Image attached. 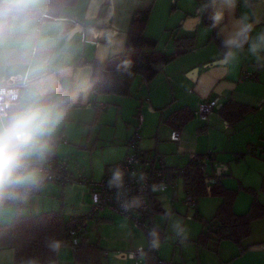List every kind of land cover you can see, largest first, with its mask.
<instances>
[{
  "label": "crops",
  "instance_id": "crops-1",
  "mask_svg": "<svg viewBox=\"0 0 264 264\" xmlns=\"http://www.w3.org/2000/svg\"><path fill=\"white\" fill-rule=\"evenodd\" d=\"M203 2L204 0H122L119 11L121 28L128 32L133 13L150 7V15L144 33L146 36L156 39L158 48L165 52L170 53L175 50L172 42L174 36H194V45L182 50V53L171 62L163 64L152 80L141 83L140 78L136 77L138 85L135 89L138 99L145 101L141 108L144 121L141 120L147 130L146 136L162 137L176 143L177 150L187 154L188 159L195 154H204L209 149H218L217 147H221L223 143H229L230 140H233L235 144L240 141L243 143L245 136L234 128L232 133L220 131L221 126L234 127L236 124L231 126L222 118L218 111L219 106L208 116L206 121L198 119L191 127L179 130L180 140L172 141L170 134L173 129L164 123L165 117L171 111L182 106H188L193 110L205 97L219 96L221 104L227 99H233L256 105L259 99L264 96V91L255 93L252 84L237 82V76L243 70V61H248L247 47L230 65L212 63L221 58L223 51L211 39L212 33L218 30L203 22V12L200 10ZM80 4L82 16L84 0H80ZM243 14H248L252 18L255 14L260 18L261 22L256 24L253 35L257 31H262L264 0H251L249 7L244 6V0H238L234 12L225 10L224 23H229L231 19L238 18ZM94 23L99 28L107 26L103 12L96 17ZM97 54L98 49L91 37L84 36L77 53V60L87 64ZM118 97L122 96L116 98ZM121 100L123 99H115L110 95L97 96L90 92L86 99L77 103L70 111L58 134L59 140L57 139L56 142L55 156L61 158L71 154L77 158V164L73 165V168L69 167V173L75 180L83 176L92 179L100 178L109 171L115 161L122 159L126 154V144L136 126L135 123L133 127L126 128L124 133L109 127V132L99 129L92 131L93 134L89 131L86 138L84 135V125L88 121H92L97 106L105 105L103 108L101 107L104 112L101 113L99 119H106L109 112H114L113 114L116 115L121 110ZM108 101L113 104L112 108L110 106L108 108ZM263 102L264 100L260 103L259 109L263 108ZM146 146H143L144 150ZM155 147L159 148L158 144ZM222 147L225 151L219 150L217 158L227 156L228 159L231 155L230 150L234 148L226 150L227 145ZM249 158V162L256 159L255 157ZM165 165L167 164L165 163ZM232 172L233 167L229 166L228 173ZM257 175L262 176V172H258ZM240 179V182L249 185L248 180L243 182L242 178ZM248 205L249 197L245 194L240 200H235L233 208L235 212L240 213L244 212ZM58 208L65 216L85 214L90 208V196L86 186L79 180L66 185L46 182L44 189L22 211L24 214H35ZM15 214V211L8 213L0 218V223L9 222L8 219L12 220ZM85 230L89 240L98 241L102 248L99 264H157V259L165 256V252L163 255L161 254V249L159 255L152 256L151 250H148V234L137 220L109 208L100 210L97 217L90 218ZM140 247H143L147 252L146 258L129 257V253ZM241 247L243 250L239 252L237 244L230 240H222L217 244L219 253L211 255L209 259L205 254L196 255L192 258L191 264H264V216L251 222L250 234L242 241ZM0 252L4 253L0 256V264H12L11 248L1 249ZM172 257H174L173 250L169 259L184 264ZM58 259L60 264H75L73 248L68 245L62 246L58 253Z\"/></svg>",
  "mask_w": 264,
  "mask_h": 264
},
{
  "label": "clouds",
  "instance_id": "clouds-1",
  "mask_svg": "<svg viewBox=\"0 0 264 264\" xmlns=\"http://www.w3.org/2000/svg\"><path fill=\"white\" fill-rule=\"evenodd\" d=\"M122 0H0V218L15 211L21 214L50 179L58 134L72 108L86 99L102 77L131 75L133 61L128 52V35L120 23ZM238 0H204L201 12L211 10V27L224 50L219 63L227 66L245 50L264 69V31H257L260 18L243 14L224 23L225 10L234 12ZM251 6V0H244ZM103 12L106 27L95 25ZM90 36L98 54L91 63L77 60L84 36ZM126 172L109 169L107 188L123 212L143 205L140 195H129ZM141 188L152 192L145 173H132ZM171 210L165 212L166 217ZM178 237H186L181 222L173 223ZM149 248L160 246V233L148 232ZM64 242L50 239L47 247L58 254ZM13 255L14 249H11ZM147 257L143 247L137 249ZM4 253L0 252V256ZM135 256V253L130 254ZM19 264H41L35 257ZM49 264H56L55 260Z\"/></svg>",
  "mask_w": 264,
  "mask_h": 264
},
{
  "label": "trees",
  "instance_id": "trees-1",
  "mask_svg": "<svg viewBox=\"0 0 264 264\" xmlns=\"http://www.w3.org/2000/svg\"><path fill=\"white\" fill-rule=\"evenodd\" d=\"M211 10L203 12V22L211 25L209 15ZM150 15V7L137 10L133 13L128 28V52L127 55L133 61L131 75L115 77H102L91 91L94 95H117L126 96L130 94V88L136 77L141 83L152 80L157 70L155 65L167 64L174 60L182 50L191 48L194 45V36H174L173 52H165L158 48L156 39L146 36L144 31ZM211 39L221 48L220 39L214 31ZM247 45L245 46V48ZM222 51H224L221 48ZM91 59L89 63L93 62ZM101 107L95 109L94 119H96ZM255 107L233 99L225 100L219 107V113L229 125L237 124L247 113ZM194 117L192 110L188 106L179 107L171 111L164 119L173 130H181ZM147 151V150H146ZM204 154L193 155L185 166L169 167L163 161V171L183 169L182 187L185 194L192 193L197 198L201 195L220 197L215 213L206 220L203 228L193 240L197 244L208 246L210 243L217 244L222 240H230L238 245L239 252L243 250L242 241L247 238L251 231V222L264 216V200L258 197L257 189L246 187L251 193V201L244 212H235L233 205L238 194L236 188L225 186L222 176L226 173L215 174L204 173L201 168ZM217 156V155H216ZM241 156V155H239ZM54 158L57 159L55 156ZM237 158V156H236ZM213 171V169H212ZM69 172V170H68ZM83 177L76 180L82 181ZM243 188V186H242ZM260 190L264 194V174L260 185ZM153 210H160L158 201L154 198V193L149 196V209L141 215L140 220L146 224L148 230L155 227L160 233V239L165 237L164 228L154 226L150 220ZM200 214L196 218H200ZM149 221L146 222V219ZM84 214L65 216L60 208L41 211L35 214H15L14 218L6 223H0V250L11 248L15 250L12 264H19L22 258L35 257L41 264H49L55 260L60 264L58 254L52 252L47 243L50 239H58L73 248L74 263L76 264H99L102 248L98 241H90L86 233V226H83ZM81 227L80 231L71 235V229ZM73 238L77 239L76 244H72ZM148 250H151L148 247ZM157 255V253H156Z\"/></svg>",
  "mask_w": 264,
  "mask_h": 264
},
{
  "label": "rangeland",
  "instance_id": "rangeland-1",
  "mask_svg": "<svg viewBox=\"0 0 264 264\" xmlns=\"http://www.w3.org/2000/svg\"><path fill=\"white\" fill-rule=\"evenodd\" d=\"M214 41V40H213ZM215 43V42H214ZM216 44V43H215ZM217 45V44H216ZM218 46V45H217ZM248 61H243L242 72L237 76V82H244L252 84V89H254L255 93H260L264 91V69L258 67L255 57L251 54L247 56ZM138 85V78L134 80L130 88V94L126 96H122L121 98L117 96H113L111 94L110 97H114L115 99H123L121 100V110L118 111L116 115L114 112H109L106 119H99L101 113L104 110H99L96 119H92V121H88L86 125H84V135L85 138L88 136L89 131H96L102 129L104 131H110L109 127L116 128L120 132H125L126 128L133 127L134 123L138 122L139 117L143 119L142 115V104L145 101L139 100L136 95L135 89ZM245 85V84H242ZM264 100V96L261 97L256 105H252L255 108L252 109L249 113H247L234 127L229 126H221L220 131L232 133L236 130L241 135L245 136L243 143L240 141L237 144L233 140H230L229 143H223L222 146L227 145L226 150H230L231 155L227 159V156H220L216 160L218 163H222L227 165L229 172V166L233 167V172L228 173L222 176L223 183L225 186L236 188L238 190V194L236 196L237 201L240 200L245 194L249 197V203L251 201V193L246 189V187L250 186L252 188L257 189L258 197L263 201L264 194L260 190V185L262 181V176L264 174V102L263 108L259 109L260 103ZM109 106L112 108L113 104L108 101ZM197 107V106H196ZM195 107V108H196ZM193 108V110L195 109ZM112 111V110H111ZM157 119V118H156ZM198 120L195 116L183 127H191ZM144 121V119H143ZM157 122V120H156ZM163 124V122H161ZM241 123V124H240ZM108 124V125H107ZM161 124V125H162ZM188 125V126H187ZM241 125V126H240ZM234 128V130H233ZM253 128V129H252ZM219 129V127H218ZM146 128L145 125H142V139L139 140L138 146L144 150L145 145L146 149L150 148V153L157 154L163 156V161L167 165H174L178 168L183 167L188 162V155L185 153H181L177 150V144L171 142L168 139H163L162 137H147L146 136ZM93 134V133H92ZM261 134V136H260ZM157 138H159L157 140ZM252 139V140H251ZM59 140V139H58ZM158 141V142H157ZM251 142V143H249ZM159 146L156 148L155 145ZM217 147L215 149L216 155L219 150L224 152L225 149L223 147ZM237 147L238 149H236ZM241 148V149H240ZM145 149V150H146ZM210 150V149H209ZM234 150V152H231ZM208 151V150H207ZM206 151V152H207ZM204 152V153H206ZM229 153V152H228ZM236 155H241L236 158ZM249 157H255V160H250ZM56 159V158H54ZM59 161H64L66 163V168L69 170L73 168V165L77 164V158L71 154L65 155L64 157H57ZM69 164V165H68ZM208 173L212 172V166L210 165L207 170ZM258 172H262L261 175H257ZM84 178H89L87 176H83ZM240 178H242L243 182H247L249 185L243 184L240 182ZM244 178V179H243ZM58 183V182H56ZM243 186V188H242ZM176 188H169L166 192H153L154 198L158 201L160 210H153L152 215L150 216V220L154 226H160L164 228L165 237L160 239V246L155 249L157 254L159 255L160 249L161 254L165 252V258L162 259L165 262L170 264H181L170 260V256L172 254V250L174 251V260L183 262L184 264H191L192 258L196 255L205 254L209 259L211 255H216L219 253V250L215 246V244L210 243L208 246H203L201 244H197L193 240L197 237L198 233L205 228L204 223L206 220L210 219L215 213L216 207L220 202V197L218 196H210V195H201L197 198V208L199 210L200 218L192 217L194 215L193 210L186 211V207L182 203V199L184 198L185 191L182 187V176L179 175L176 179ZM235 199V200H236ZM235 202V201H234ZM249 206V205H248ZM170 209L172 215L170 217L165 216L166 210ZM23 212V211H22ZM88 212V211H87ZM24 213V212H23ZM10 221V219H8ZM149 221V218L146 219V222ZM176 221L182 223V225L186 229V237L181 238L178 237L172 225ZM4 222V221H3ZM148 228V227H147ZM97 240V239H96ZM151 254L153 257L156 254L151 250ZM130 257V256H129Z\"/></svg>",
  "mask_w": 264,
  "mask_h": 264
},
{
  "label": "built area",
  "instance_id": "built-area-1",
  "mask_svg": "<svg viewBox=\"0 0 264 264\" xmlns=\"http://www.w3.org/2000/svg\"><path fill=\"white\" fill-rule=\"evenodd\" d=\"M220 97L214 96L211 98L205 97L201 101H199L197 107L192 110L193 115L202 120L206 121L208 116L219 106ZM105 105H101L103 108ZM142 120L138 119L136 126L134 127L133 133L131 137L128 139L126 148L127 152L124 157L118 161H115L111 167L120 166L126 172V186L131 189L129 195L135 196L140 195L143 200V205L139 208H134L130 212H123L119 207V204L114 199V190H109L106 185V181L109 176V171L106 172L98 179L92 178H84L82 179V183L86 186L87 192L90 196V208L88 212L84 214L85 219L83 221V226H86L88 220L90 218L97 217V214L100 210L109 208L120 214L137 220L141 227L148 234L149 230L144 222L140 220L141 215L146 213L149 209V196L152 192L149 187L145 186L143 188L140 187L138 183H136L132 178V173H136L137 176L142 172L147 176V185L157 184L159 187V192H166L170 187L175 189L176 187V179L179 175H183L185 170L177 169L170 170L168 173L163 171V156H159L157 154H152L150 151H146L141 149L138 146V142L141 139V129H142ZM170 139L172 141L180 140V131L173 130L170 134ZM239 157V155H236ZM212 166L213 173L221 174L226 173L228 171V167L225 164L218 163L216 160V151L214 149L208 150L204 153L202 157L201 168L204 173H208V167ZM73 181H76L73 176L68 172L66 168V163L64 161H59L58 159H52L51 168H50V179L47 182H58L61 185L70 184ZM183 205L186 207V211L193 210L194 215L192 217L196 218L199 215V210L197 208V197L192 193H186L184 198L182 199ZM81 227L79 226L77 229H71V235H74L76 232L80 231ZM77 239L73 238L72 244H76ZM154 254H156V250L151 249ZM135 253V256H131L130 254ZM130 257H139V253L136 251L129 253ZM157 264H170L168 262L159 259Z\"/></svg>",
  "mask_w": 264,
  "mask_h": 264
},
{
  "label": "water",
  "instance_id": "water-1",
  "mask_svg": "<svg viewBox=\"0 0 264 264\" xmlns=\"http://www.w3.org/2000/svg\"><path fill=\"white\" fill-rule=\"evenodd\" d=\"M261 29H262V31H264V26H262ZM219 61H220V59H217V60L213 61L212 63H213V64H220ZM162 66H163V64H159V65H155V66H153V68H154L155 70L159 71V70L162 68Z\"/></svg>",
  "mask_w": 264,
  "mask_h": 264
}]
</instances>
